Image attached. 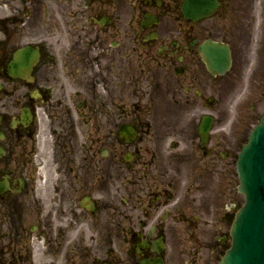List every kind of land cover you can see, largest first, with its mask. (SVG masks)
Wrapping results in <instances>:
<instances>
[{
  "label": "flooded vegetation",
  "instance_id": "flooded-vegetation-1",
  "mask_svg": "<svg viewBox=\"0 0 264 264\" xmlns=\"http://www.w3.org/2000/svg\"><path fill=\"white\" fill-rule=\"evenodd\" d=\"M220 2L0 0V264L214 263L233 160L200 138V47L245 25Z\"/></svg>",
  "mask_w": 264,
  "mask_h": 264
},
{
  "label": "water",
  "instance_id": "water-1",
  "mask_svg": "<svg viewBox=\"0 0 264 264\" xmlns=\"http://www.w3.org/2000/svg\"><path fill=\"white\" fill-rule=\"evenodd\" d=\"M245 166L255 158V175L240 172L241 190L247 204L233 230L234 250L221 264H264V118L244 152ZM261 153V154H257Z\"/></svg>",
  "mask_w": 264,
  "mask_h": 264
},
{
  "label": "rangeland",
  "instance_id": "rangeland-1",
  "mask_svg": "<svg viewBox=\"0 0 264 264\" xmlns=\"http://www.w3.org/2000/svg\"><path fill=\"white\" fill-rule=\"evenodd\" d=\"M248 3V0H244V3L247 5V9L249 14L251 13V0ZM238 2H243V0H239ZM227 21H230L228 19ZM259 23V30L255 32L256 38L250 39L251 36H247L245 33L239 39H235L233 41L235 56H236V64L237 69H241L244 67L248 61L252 62V65L249 67L250 72L255 70V74L257 78H250L251 83L247 85V88L241 90V87L238 88V91L241 90L240 98L237 101L231 100L233 93L236 91L237 87H233L229 85L230 93H227V103H228V112H229V120L230 125L234 123V133H237L236 140L235 137L230 139L234 141L233 143L230 141V146H232L234 150L238 147L240 149L245 143V140L248 137L249 132L253 129V127L258 123L259 117L264 112V101L260 97V93H264V8L261 12V18ZM262 24V27H260ZM247 84V80H246ZM253 84V86H252ZM252 88V89H250ZM228 90V92H229ZM233 101V102H231ZM256 106V110L251 107ZM254 112H253V111ZM239 119V120H238ZM239 131V133H238ZM232 143V144H231ZM237 182V179H236ZM238 184V183H237ZM237 188V187H236ZM234 200L237 201L238 206L243 203V198L240 194L234 193ZM240 203V204H239ZM234 209L230 211L232 214L234 213Z\"/></svg>",
  "mask_w": 264,
  "mask_h": 264
}]
</instances>
